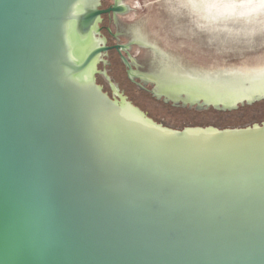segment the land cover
<instances>
[{
    "label": "water",
    "instance_id": "95a60500",
    "mask_svg": "<svg viewBox=\"0 0 264 264\" xmlns=\"http://www.w3.org/2000/svg\"><path fill=\"white\" fill-rule=\"evenodd\" d=\"M128 10L0 0V264H264V103L137 88Z\"/></svg>",
    "mask_w": 264,
    "mask_h": 264
},
{
    "label": "rangeland",
    "instance_id": "374dc122",
    "mask_svg": "<svg viewBox=\"0 0 264 264\" xmlns=\"http://www.w3.org/2000/svg\"><path fill=\"white\" fill-rule=\"evenodd\" d=\"M113 2L110 0V5ZM122 2L129 10L117 14L111 26L113 31L119 33L117 40L120 43L141 38L154 45L153 48L137 42L130 44L129 52L137 70L146 75L159 71L158 65L163 63L159 52L171 59L177 58L188 68L222 71V66H229L232 67L229 68L230 72L237 70V64L253 63L264 57V0ZM192 2L196 4L195 7L191 6ZM206 57L209 62L205 60ZM123 67L126 71L124 64ZM146 86L154 87L151 82H147ZM171 103L183 111L215 108ZM256 103H264V98L238 105Z\"/></svg>",
    "mask_w": 264,
    "mask_h": 264
},
{
    "label": "bare ground",
    "instance_id": "6f19581e",
    "mask_svg": "<svg viewBox=\"0 0 264 264\" xmlns=\"http://www.w3.org/2000/svg\"><path fill=\"white\" fill-rule=\"evenodd\" d=\"M191 6L195 7L196 4L192 2ZM162 56L170 60L173 72H169V66H163L164 72L160 69L156 73V79L159 81L158 90L166 92L173 98L182 97L193 102L200 100L202 102L203 99L205 103H214L216 106L222 104L226 107L241 101L262 99L264 96V57L253 63L237 64L235 65L237 70L230 72L229 68L232 67L229 66H222V71L188 68L177 58L171 59L165 54Z\"/></svg>",
    "mask_w": 264,
    "mask_h": 264
},
{
    "label": "flooded vegetation",
    "instance_id": "af4514ba",
    "mask_svg": "<svg viewBox=\"0 0 264 264\" xmlns=\"http://www.w3.org/2000/svg\"><path fill=\"white\" fill-rule=\"evenodd\" d=\"M108 7V6H107ZM107 7H103L102 6V8H107ZM105 16H107L108 17V20L110 21V22H113L114 21V19H115V17H114V15L111 13V14H103L102 15V21H101V23H100V28H101V32L100 33H103V31H107L108 33H109V35L111 36V38H113L115 41H113L112 43H108V41L106 42V44L107 45H109V46H113V45H115V44H131L134 40H138V39H134V40H132L131 42L129 41V42H127V43H120L118 40H117V38H118V35H119V33H117V32H115V31H113L112 29H111V27L109 26V25H106V24H102L103 23V21H104V17ZM143 36H144V34H143ZM145 39V38H144ZM144 41H146V40H144ZM131 46V45H130ZM130 46H129V48L127 49V51L129 52V49H130ZM110 52H114V53H116L118 56H119V58L121 59V61L123 62V60H122V58H121V54L117 51V49H115V48H112V49H110L106 54H109ZM106 54H103V55H106ZM122 54L125 56V57H127V59L129 60V62L131 63V66H132V68H133V72H135L136 74L135 75H133V77H130L129 76V74H128V68H127V66L124 64V62H123V64H124V66H125V68H126V74H127V77H128V79L131 81V82H133L135 85H136V87L137 88H139V89H141V90H143L144 92H148V93H150L151 95H153L154 97H156L153 93H152V90H154V89H157V88H159V85L157 86L153 81H152V78H154L155 76H156V73H154V74H149V75H146L145 73H143L142 71H140L139 69L137 70V67H136V63H135V61H133V59H132V56H131V53L129 52V54L126 52V51H122ZM155 55H156V53H154ZM161 56H162V54H160ZM157 56V55H156ZM161 56L159 57L161 60H162V64H160L159 63V65H158V68H159V70L160 69H162V71L164 72V68H163V66H169V72H173L172 71V69H171V63H170V60L169 59H167V57H165V56H162V58H161ZM98 74H100V72L98 73ZM154 76V77H153ZM97 81H98V76H97ZM147 82H151L152 83V86H154L152 89H149L147 86H146V83ZM118 96V95H117ZM116 96V97H117ZM129 97V96H128ZM156 98H158V97H156ZM160 98H163L165 101H166V99L164 98V97H160ZM167 101H169V100H167ZM172 102V101H171Z\"/></svg>",
    "mask_w": 264,
    "mask_h": 264
}]
</instances>
